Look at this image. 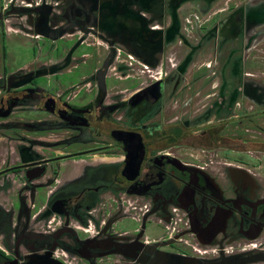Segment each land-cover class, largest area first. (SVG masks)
Masks as SVG:
<instances>
[{"label": "flooded vegetation", "instance_id": "flooded-vegetation-1", "mask_svg": "<svg viewBox=\"0 0 264 264\" xmlns=\"http://www.w3.org/2000/svg\"><path fill=\"white\" fill-rule=\"evenodd\" d=\"M11 36L0 264H264V0H0Z\"/></svg>", "mask_w": 264, "mask_h": 264}, {"label": "rangeland", "instance_id": "rangeland-1", "mask_svg": "<svg viewBox=\"0 0 264 264\" xmlns=\"http://www.w3.org/2000/svg\"><path fill=\"white\" fill-rule=\"evenodd\" d=\"M5 51L1 55L0 50V73L5 68L7 72H13L18 70L22 66L31 62H42L45 61L44 52L40 49L39 39H21L11 36V39H5L4 41ZM19 71H15L18 73ZM84 72L79 70L67 75L59 74L58 80L75 79L81 76ZM54 79L53 75L49 76H38V81L43 82L45 80ZM153 230L157 233V228L153 227Z\"/></svg>", "mask_w": 264, "mask_h": 264}]
</instances>
